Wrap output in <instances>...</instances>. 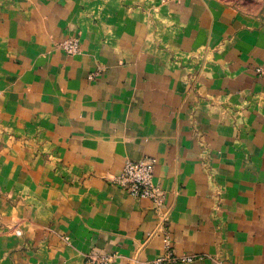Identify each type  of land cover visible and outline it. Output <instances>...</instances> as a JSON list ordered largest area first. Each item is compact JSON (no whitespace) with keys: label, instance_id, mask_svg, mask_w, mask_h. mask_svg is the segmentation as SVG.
Segmentation results:
<instances>
[{"label":"crops","instance_id":"crops-1","mask_svg":"<svg viewBox=\"0 0 264 264\" xmlns=\"http://www.w3.org/2000/svg\"><path fill=\"white\" fill-rule=\"evenodd\" d=\"M263 65L229 0H0V264H264Z\"/></svg>","mask_w":264,"mask_h":264},{"label":"built area","instance_id":"built-area-1","mask_svg":"<svg viewBox=\"0 0 264 264\" xmlns=\"http://www.w3.org/2000/svg\"><path fill=\"white\" fill-rule=\"evenodd\" d=\"M61 46L68 53H76L80 50V38L72 35ZM157 158L146 156L141 160L127 159L120 174L113 178V182L125 188L134 198H150L158 208L163 203V190L155 183L154 173ZM16 229V227H15ZM166 254L161 260H183L193 261L196 255L176 256L171 247V239L168 231H165ZM109 254H90L87 256L85 264H110ZM214 264H221L214 262Z\"/></svg>","mask_w":264,"mask_h":264},{"label":"rangeland","instance_id":"rangeland-1","mask_svg":"<svg viewBox=\"0 0 264 264\" xmlns=\"http://www.w3.org/2000/svg\"><path fill=\"white\" fill-rule=\"evenodd\" d=\"M237 5L246 15L254 16L264 23V0H229ZM260 75H264V65L257 68Z\"/></svg>","mask_w":264,"mask_h":264}]
</instances>
